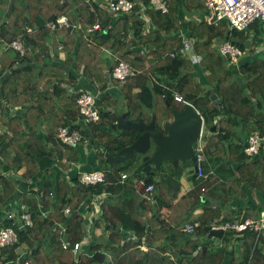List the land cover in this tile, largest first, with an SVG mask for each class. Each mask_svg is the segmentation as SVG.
I'll return each instance as SVG.
<instances>
[{
  "label": "trees",
  "instance_id": "obj_1",
  "mask_svg": "<svg viewBox=\"0 0 264 264\" xmlns=\"http://www.w3.org/2000/svg\"><path fill=\"white\" fill-rule=\"evenodd\" d=\"M109 1L0 0V46L19 39L25 49L20 53L8 48L0 55V120L5 129L0 136V205L16 191L18 172L23 170L17 177L23 182L35 178L42 158L57 160L59 170L77 161V146L57 139L60 126L78 129L83 135L79 144L96 148L85 171L105 172L104 183L85 185L76 174L70 185L63 175L54 183L50 179L54 170L46 169L51 181L41 191L29 188L19 194L16 210L4 213L0 209V230L11 228L17 234L16 242L0 246V264H221L231 237L239 253L228 264H258L263 257L258 242L263 237L254 230L239 234L226 230L224 244L215 250L201 236L206 225L257 218L263 208L248 207L235 218L223 213L230 196L241 193V184L264 197V153L249 157L244 152L251 131L264 136V29L258 21L240 31L226 19L209 24L204 0H166V13L147 0H137L131 11L118 15L105 9ZM61 16L67 24L50 30L47 24ZM94 24L98 28L90 31ZM185 37L194 41V51L201 56L200 71L205 73L201 80L189 59L167 55L181 47ZM224 41L245 52L263 46V53L248 61L241 55L234 66L218 51L217 45ZM58 47L66 54L61 62ZM120 61L137 73L114 83L111 71ZM85 79L103 91L95 100L96 122H85L78 111L76 98L82 92L78 84ZM110 83L120 86L119 97L107 90ZM130 88L138 91L131 95ZM212 93L222 110L211 101ZM174 94L182 101H176ZM186 103L202 115L206 127L201 141L210 166L203 162L202 170L210 173L200 180L212 185L215 204L200 192L203 182L175 202L180 185L175 177L163 175L155 181L154 173L136 168L140 177L155 185L152 201L142 199L138 210L132 200L121 199L124 185L119 183V172L124 167L116 168L111 158L140 132L111 125L126 109L133 121L149 122L154 115L155 125L164 127L172 120L171 110H182ZM218 115L223 117L214 123ZM242 123L250 125L243 137ZM213 124L215 130L210 131ZM171 167L180 173L179 165ZM3 168L11 174H4ZM21 205L30 213L31 226L21 227ZM83 205L88 213L96 208L98 213L88 231L76 214ZM65 207L70 210L67 215ZM196 208L202 213L189 220ZM168 212L176 214L174 221L168 219ZM186 223L191 230H186ZM103 227V233L93 235ZM62 242L69 244L67 249ZM75 242L86 243L77 256L71 250ZM205 244L202 251L200 246ZM23 246L29 253L18 260ZM95 251L106 254L102 263L92 257Z\"/></svg>",
  "mask_w": 264,
  "mask_h": 264
},
{
  "label": "built area",
  "instance_id": "obj_2",
  "mask_svg": "<svg viewBox=\"0 0 264 264\" xmlns=\"http://www.w3.org/2000/svg\"><path fill=\"white\" fill-rule=\"evenodd\" d=\"M147 1L149 2V5L154 7V9L160 10L163 13H166L168 10L166 0ZM139 2L140 1L137 0H110L105 8L109 14L118 15L131 11L134 5ZM204 3L209 10V15L206 17L209 24L217 20L226 19L231 28H235L240 31L245 29L251 23L258 21L264 29V0H205ZM142 16L145 18L144 14ZM66 24V18L61 16L56 19V21L48 23V26L51 29H56L64 27ZM97 28L98 24H94L89 30L91 31ZM8 48H12L20 53H23L25 50L19 39L13 40L9 43H3L0 46V52H3ZM217 48L222 55L229 57V64L237 66L239 58L242 55V50L239 47L229 41H224L218 44ZM167 55L169 58H173L176 55L184 56L194 65L199 64L201 61V56L194 51V41L190 37H185L182 41V46L175 51L168 52ZM136 73L137 72L127 63L120 61L112 68L111 76L120 82H124L127 77L134 76ZM96 98L97 96L88 92H81L76 98L79 114L85 122H96L99 119V112L95 106ZM174 99L176 101H182V97L179 94H174ZM203 127L195 148L196 163L194 173L196 178L206 180L209 178L210 172L205 173L202 170V163L205 162L204 145L201 141ZM4 131L5 129L0 120V136L4 133ZM56 134L57 139L66 146L74 147L83 141V135L81 132L68 125L58 127ZM246 143L247 145L244 148V152L249 157L264 153V136H262L258 130L250 132ZM63 162H66L65 158H63ZM127 177L126 173L121 174L122 180L127 179ZM79 181L85 185L104 183L105 172L80 171ZM134 181L135 187L141 199L152 201L155 185L153 183H147L145 178L140 177V175L135 176ZM205 190L206 189L204 187L201 188L202 193L205 192ZM21 209L22 213L19 218L21 227L31 226L32 219L30 213L26 210V206L21 205ZM69 212V207H65L64 214L67 215ZM11 215L12 214H9L8 217H11ZM218 227H221L224 231L232 230L238 234L242 233L246 229H250L256 231L259 236V234L264 233V209L261 210L260 215L257 218L248 217L241 222H226ZM185 228L188 231L192 229L190 224H187ZM16 241L17 234L13 229L5 228L0 230V246L9 245ZM83 244V242H75L73 244L71 250L74 256L79 255ZM68 246V243L62 242V247L64 249H67Z\"/></svg>",
  "mask_w": 264,
  "mask_h": 264
},
{
  "label": "crops",
  "instance_id": "obj_3",
  "mask_svg": "<svg viewBox=\"0 0 264 264\" xmlns=\"http://www.w3.org/2000/svg\"><path fill=\"white\" fill-rule=\"evenodd\" d=\"M179 1L181 2V0H179ZM204 2H205V0H204ZM104 7H106V6H104ZM183 13H184V10H183ZM47 27L49 28L48 24H47ZM60 28H62V27H60ZM49 29L52 30V31L55 30V29H51V28H49ZM56 29H58V28H56ZM186 32H187L186 29H183V33H184L185 36L188 35ZM57 49L59 51V52H57L58 53V57H59V61L61 62L62 60H64L66 58L65 57L66 54L64 52H61V50H60L61 48L60 47H58ZM262 49H263V46H257V47L254 48V50L252 52L251 51L252 49H250V47H249V49L246 52L242 51V57L246 61L251 60V58L253 56L260 57L262 55V53H263ZM0 55H1V52H0ZM194 68H195V71H196L195 73H196L197 78L200 79V80L203 79V76H205V73L204 72L201 73V71H200V70H202L201 66H199V64L198 65H194ZM112 79H114V78L112 77ZM78 85H79V88L82 89L81 90L82 92H88V93H91V94H93V95H95L97 97H100V96L103 95V91H100V90L98 91L96 89V87L91 86L86 81V79L80 81ZM107 90H110L111 93L114 96H116V97H119L122 94L120 86H118V85L117 86L116 85L113 86L111 83L107 86ZM129 91H130V94L132 95V93L138 91V89L137 88H130ZM120 110H121V108H120ZM125 112H129L130 113L129 110L122 109L118 114H122V113H125ZM152 116H154V115H152ZM172 120H173V117H172ZM146 123H148V122H146ZM157 127L158 126L156 125V129H157ZM160 127H161V129H159V130H162L163 126H160ZM41 129H42V126H41ZM42 134H43V132H42ZM76 146H77L76 149L79 151V158L77 159V161L75 163L72 162L73 164H68L66 168H62V169L59 170L55 166L57 164V160L55 161V160H51V159H47V158H42L41 160L38 161V163H39V171L36 174L35 178H33V179L29 180V181L23 182V180H21L20 178H17V177H20L19 174L23 170L18 172V174L16 176V182L18 183L16 191L7 199L6 202H4V203H2L0 205L1 211L5 213V212H7L9 210L10 211L16 210L17 209V205H19V201H20V199H19L20 198V196H19L20 193H23L24 191L29 190V188H33L37 192H39V191L42 190L43 187L46 186V184H48L50 179L53 180V182L55 183V182H57V179L59 178V176L63 175V176H65L64 180L67 183H69L70 185L73 184V181H74L73 179H74L76 174L79 175L80 171H85V170H88L90 168V166L92 165V161L94 159L95 150H96V148H94L91 144L89 145L88 143L79 144V145H76ZM116 158H117V161L114 160L115 158L114 159L111 158L115 162V165H116L115 167L117 168L119 166H122L125 169L126 166H127V162H124V161H121V160L119 161L118 160L119 157H116ZM131 162H133V159L131 160ZM207 164H208V166H210L209 162H207ZM49 168H52L54 170V174L50 175V179H49V176H47L46 173H45V170L49 169ZM2 172L4 174H7V175L11 174V172L9 170H7V168H3ZM122 173H125V170L119 172V175H120L119 183L124 185L123 186L124 187L123 188L124 192L122 191L124 194L121 196V199L122 198H127L129 200H132L134 205H135V207H136V209L139 210V202L142 199H141L136 187L133 188V187L127 186L128 185V183L126 181L127 179L126 180L125 179L124 180L121 179V174ZM180 173L181 174H179L178 176H175L176 173H174L173 168L171 166L169 167V166L166 165L163 168L162 171L161 170L159 171L158 175H155V174L153 175V178H154L155 181L161 179L163 175L173 176V177H175L177 179V181L179 182L180 185H179V190H178V193H177V198H175V202H177V200L181 196L190 193L194 189V188L192 189L190 186H188V185L183 183V179H185V174H183V172H180ZM193 179L196 180L198 178L195 177ZM202 182L203 181L201 180V183ZM182 186H183L184 190H183V192H180ZM202 187H204L206 189L205 192H203L204 196L206 198L208 196L212 197L210 200H211L212 204H215V200L217 199V197L214 194H211V191H210L211 189L210 188L208 189V186L206 187L205 185H203ZM201 188H200V192H201ZM240 188H241V193L240 194L236 195L234 193V194H232L230 196L231 197V201L228 204V206L224 209V212H223L224 214L231 213L232 217L235 218V217L242 216V214L244 213V210H246V208H248V207H250V208H258V207L262 206L263 207L262 209H264V197H263V195L260 192L255 191V189L251 188L250 186H248L246 184H241ZM95 211H97V208H96ZM95 211H93L91 213H88L86 211V206L83 205L79 209V211H77V213H76L77 214V218L86 227V231H88L89 228L91 229L92 219L96 215H98V213H95ZM162 212H164V211H162ZM164 213L166 214L167 212H164ZM201 213H202V209L196 208V210H194V212L191 214L189 220H191L192 218L200 215ZM175 216H176V214H174L173 212H168V219L170 221H174ZM234 221H238V220H234ZM209 226L218 227L219 225H209ZM103 229H104V227L103 228H98V229L96 228L94 230V232H93V235L94 234L95 235H99V234L103 233ZM224 233H225V231H224ZM87 235L90 236L88 234V232H87ZM206 235H207V233L204 231V234H202L201 238L205 240ZM262 237H263V240H259L258 246L261 247V253H262L263 257L259 259L258 264H264V233H263ZM222 238H223V236H222ZM222 238L219 241H215V239L210 240V241H211L212 244L214 242V243L219 245V243L220 244L223 243L222 242ZM205 241H207V240H205ZM84 244H86V243H84ZM235 246H236V242H235V245H229V246L226 245L225 246L226 249H225L224 257H223V260H222L221 264H228L229 261L231 260L232 256L234 254L236 255V254L239 253L237 247H235ZM206 247H207V245H206ZM209 247H210V245H209ZM82 248H83V246L81 247V249ZM141 248L145 249L144 246H141ZM18 252H19V255H20V257L18 258V260H19L27 252L29 253V250H28V248L26 246H23V247H20L18 249Z\"/></svg>",
  "mask_w": 264,
  "mask_h": 264
},
{
  "label": "water",
  "instance_id": "obj_4",
  "mask_svg": "<svg viewBox=\"0 0 264 264\" xmlns=\"http://www.w3.org/2000/svg\"><path fill=\"white\" fill-rule=\"evenodd\" d=\"M210 99L213 103L219 105V110H222L215 93L210 95ZM128 113L116 115V120L111 127L124 130L133 128L140 134L130 145L119 151L117 154L119 161H125L138 154L140 155L139 159L133 158V163H136L135 160L139 162L137 169L142 173H154L155 175H158L163 159L171 161V166L175 168L178 166L179 161L190 160L192 163H196L195 148L203 127V119L200 113L190 104L186 103L182 110H171L173 120L165 125V131L156 129L154 116L146 123L143 119L137 121L129 119L127 117ZM222 117L223 115L216 116L214 123ZM209 130L214 131L215 125L213 124ZM112 159L117 161L116 157H112ZM153 167L158 172H155ZM192 178H195V174H192ZM203 230L207 233L205 237L207 241L213 239L219 241L224 234L221 227L206 225ZM200 247H202V251H205L206 245ZM92 257L98 263H102L106 254L102 251H95Z\"/></svg>",
  "mask_w": 264,
  "mask_h": 264
},
{
  "label": "rangeland",
  "instance_id": "obj_5",
  "mask_svg": "<svg viewBox=\"0 0 264 264\" xmlns=\"http://www.w3.org/2000/svg\"><path fill=\"white\" fill-rule=\"evenodd\" d=\"M112 82L116 83L117 80L112 79ZM249 126L250 125L247 124V123H242V125L240 127L242 129V132L240 133L241 136H242V134H244V133L247 132V130L249 129ZM157 129H161V127L158 126ZM161 131H165V128L162 127V130ZM204 131H206V127L205 126H204L203 132ZM204 134L206 135V132ZM202 142H203V140H202ZM98 158H99V156H98ZM133 158H138L139 159L140 158V155L135 154ZM133 158H129V159H127V160L124 161V162H127V166H126L125 169H123V171L125 170V173L128 176L127 177V180L125 179L127 181V183H128L127 186L134 188L135 187V181H134L135 176H137L139 174V173H136L137 163H139V162L137 160H135L136 163L131 162V160ZM97 160H99V159H97ZM205 162H208V159H207L206 155H205ZM166 165L170 167L171 166V163L169 162V160L163 159L162 166H161L160 170L162 171L163 168ZM178 165H179L178 168H179L180 172H183V174H185V179H183V183L186 184V185H188V186H190L192 189L193 188L196 189L197 186L201 184V180H199V179H196L195 180V179L192 178V173H194V170H195V163H192L190 160H186L184 162L179 161L178 162ZM179 174H181V173L175 174V176H178ZM202 185H205L206 187L208 186V189L211 188V186H212V185H209V184H205V182H203ZM183 190H184V188L182 186L180 192H183ZM207 199L210 200L211 198L208 196ZM261 236H263V234ZM235 240L236 239L234 237H231L230 238V241L227 242L226 244L228 246L229 245H235ZM223 244L224 243H222V244L219 243V245H223ZM219 245L213 242V244L212 243L210 244V248L213 249V250H215V248L218 247Z\"/></svg>",
  "mask_w": 264,
  "mask_h": 264
},
{
  "label": "flooded vegetation",
  "instance_id": "obj_6",
  "mask_svg": "<svg viewBox=\"0 0 264 264\" xmlns=\"http://www.w3.org/2000/svg\"><path fill=\"white\" fill-rule=\"evenodd\" d=\"M131 113V112H130ZM150 155V154H149ZM169 162H171V161H169ZM192 174H194V173H192Z\"/></svg>",
  "mask_w": 264,
  "mask_h": 264
},
{
  "label": "clouds",
  "instance_id": "obj_7",
  "mask_svg": "<svg viewBox=\"0 0 264 264\" xmlns=\"http://www.w3.org/2000/svg\"><path fill=\"white\" fill-rule=\"evenodd\" d=\"M205 155V154H204ZM195 177H196V175H195Z\"/></svg>",
  "mask_w": 264,
  "mask_h": 264
}]
</instances>
